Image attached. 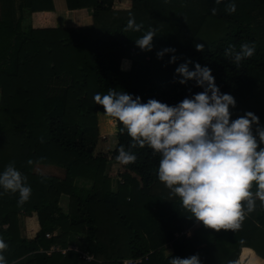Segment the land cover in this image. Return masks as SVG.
Segmentation results:
<instances>
[{
    "label": "trees",
    "instance_id": "16d2710c",
    "mask_svg": "<svg viewBox=\"0 0 264 264\" xmlns=\"http://www.w3.org/2000/svg\"><path fill=\"white\" fill-rule=\"evenodd\" d=\"M116 1L67 0L70 10H92V23L34 29L27 15L53 12V0H0V171L14 164L32 189L22 205L18 193L0 189L7 264H168L171 257L193 254L200 264L249 258L254 264L250 250L264 261V205L258 199L240 228L205 227L157 179L159 155L152 149H132L137 159L127 165L115 161L117 148H127L131 138L111 117L104 116L102 132L116 128L117 145L109 156L98 151L103 109L93 100L112 88L142 102L175 105L202 91L194 81L178 82L175 68L189 60L208 66L220 91L234 97L232 119L252 112L264 125V0H234L232 13L226 6L233 0H132L130 10L116 9ZM130 14L140 32L126 30ZM149 28L155 31L153 48L143 51L134 40ZM244 42L255 52L236 66L224 51ZM197 43L204 44L202 52ZM165 47L176 49L174 64L168 63L172 53L157 59ZM125 60L131 62L128 72ZM109 164L121 165V182L108 175ZM22 215L38 224L33 237L23 234Z\"/></svg>",
    "mask_w": 264,
    "mask_h": 264
},
{
    "label": "clouds",
    "instance_id": "9594fccd",
    "mask_svg": "<svg viewBox=\"0 0 264 264\" xmlns=\"http://www.w3.org/2000/svg\"><path fill=\"white\" fill-rule=\"evenodd\" d=\"M235 10L233 0L227 4L226 11ZM212 12L215 14L216 9ZM125 28L140 32L142 25L130 14ZM154 37L155 31L149 28L134 43L143 51H151ZM203 49L204 44H195L196 51ZM175 52V48L165 47L156 56L162 59L166 53H172L168 63L174 64ZM254 52V44L244 42L238 50L229 44L224 55L239 66ZM175 73L180 84L194 81L202 91L186 96L175 105L153 98L142 102L139 96L112 88L105 94H94V102L122 125L121 133L126 131L131 138L127 148L124 145L117 148L114 159L121 165L133 163L137 157L132 149L147 146L154 155H159L157 179L179 197L191 217L210 229H238L246 214L254 211L257 199L264 205V125L252 112L231 118L230 107H235V99L230 93L220 91L208 66L186 60L175 68ZM253 125H256L255 134ZM26 181L27 177L12 163L0 171V189L18 193L17 203L21 205L32 191ZM253 184L255 192L251 191ZM7 247L0 239V264H7L3 255ZM168 264H200V259L197 254L171 257Z\"/></svg>",
    "mask_w": 264,
    "mask_h": 264
},
{
    "label": "crops",
    "instance_id": "0c3cea01",
    "mask_svg": "<svg viewBox=\"0 0 264 264\" xmlns=\"http://www.w3.org/2000/svg\"><path fill=\"white\" fill-rule=\"evenodd\" d=\"M53 1L55 6V10L53 12L35 13L32 14L31 16L30 15L28 16V22L34 29L84 27L92 23V10L90 9L70 10L67 6V0H53ZM131 7H132V0H117L115 2V8L118 10H130ZM124 65H126V69L123 68ZM122 69L126 72L130 71L131 62L125 60L122 63ZM104 116L109 117L103 112L99 113V120L104 119ZM31 220L33 221V219H29L30 223H26L25 227L27 230H24V233L25 234L27 233L26 235L33 237L38 230V224L35 223V221L31 223ZM245 250H249V249L245 248L243 252ZM250 252L252 255L255 254L252 250H250ZM242 262H244V264H253L250 262V258L244 261L241 259L240 264H242ZM256 263L257 260H255L254 264ZM261 263L264 264V262Z\"/></svg>",
    "mask_w": 264,
    "mask_h": 264
},
{
    "label": "rangeland",
    "instance_id": "374dc122",
    "mask_svg": "<svg viewBox=\"0 0 264 264\" xmlns=\"http://www.w3.org/2000/svg\"><path fill=\"white\" fill-rule=\"evenodd\" d=\"M27 19H28V15H27ZM261 26L264 27V23ZM123 68L126 69V65H124ZM263 106H264V100H263ZM113 121H114V119H113ZM103 125H104L103 119L99 120V127H100V133H101L102 141H101V143H99L98 151L103 152L106 156L107 155L109 156L111 154V152L114 150V148L116 147V145H117V131L115 129V131L112 134H111V132H110V134L103 133L102 132L103 131ZM114 125L116 127V123L115 122H114ZM43 171L44 172L45 171H50L48 174L54 175V176H58L57 178L59 180H61L64 177V174L62 172L57 171V170H49V169L44 168ZM107 172H108V175L112 178V180L114 182H116V181H120L121 182L122 181L121 174L123 173V169H121V165L118 166V165L109 164ZM79 183H80V185H83L82 182H79ZM62 206L64 208H66V202L62 203ZM21 219H22V228H24V230H27L25 226H26V223H30L29 219H27V217H25V216H23ZM31 223H33L32 220H31ZM35 223H36V221H35ZM197 227H199L198 223H196L193 226V228L188 229V231H187L188 235L191 236L192 233H193V229H195ZM23 234H24V232H23ZM253 255H254L255 259L257 260L256 264H263L261 262H264V261L258 259L256 254H253ZM245 260H247V259H245ZM242 264H244V262H242Z\"/></svg>",
    "mask_w": 264,
    "mask_h": 264
},
{
    "label": "built area",
    "instance_id": "2783aa9c",
    "mask_svg": "<svg viewBox=\"0 0 264 264\" xmlns=\"http://www.w3.org/2000/svg\"><path fill=\"white\" fill-rule=\"evenodd\" d=\"M47 237H51V235H47ZM70 249H74V250H77V248H73V247H71V248H69V250ZM59 250V249H58ZM62 251V253L63 254H66L67 253V251L68 250H61ZM80 253H82L81 251H80ZM82 258L84 259V260H86V261H91V260H93V257L92 256H89V255H87V254H83L82 253ZM142 262V260H134V259H128V260H125L124 261V264H140Z\"/></svg>",
    "mask_w": 264,
    "mask_h": 264
},
{
    "label": "water",
    "instance_id": "95a60500",
    "mask_svg": "<svg viewBox=\"0 0 264 264\" xmlns=\"http://www.w3.org/2000/svg\"><path fill=\"white\" fill-rule=\"evenodd\" d=\"M114 122L116 123V121L114 120Z\"/></svg>",
    "mask_w": 264,
    "mask_h": 264
}]
</instances>
